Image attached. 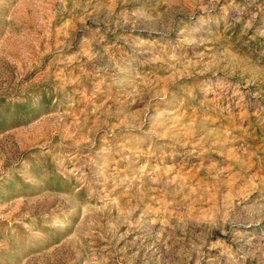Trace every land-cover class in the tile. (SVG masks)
<instances>
[{"label": "rangeland", "instance_id": "rangeland-1", "mask_svg": "<svg viewBox=\"0 0 264 264\" xmlns=\"http://www.w3.org/2000/svg\"><path fill=\"white\" fill-rule=\"evenodd\" d=\"M0 264H264V0H0Z\"/></svg>", "mask_w": 264, "mask_h": 264}]
</instances>
